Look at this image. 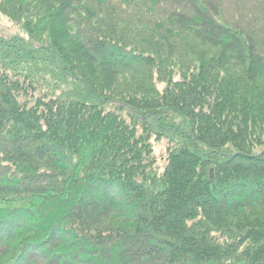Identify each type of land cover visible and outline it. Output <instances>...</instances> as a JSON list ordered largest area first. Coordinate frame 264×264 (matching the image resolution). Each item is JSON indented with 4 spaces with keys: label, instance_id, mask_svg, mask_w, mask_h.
I'll list each match as a JSON object with an SVG mask.
<instances>
[{
    "label": "trees",
    "instance_id": "obj_1",
    "mask_svg": "<svg viewBox=\"0 0 264 264\" xmlns=\"http://www.w3.org/2000/svg\"><path fill=\"white\" fill-rule=\"evenodd\" d=\"M245 3L0 0V264H264Z\"/></svg>",
    "mask_w": 264,
    "mask_h": 264
},
{
    "label": "rangeland",
    "instance_id": "obj_2",
    "mask_svg": "<svg viewBox=\"0 0 264 264\" xmlns=\"http://www.w3.org/2000/svg\"><path fill=\"white\" fill-rule=\"evenodd\" d=\"M246 5L239 6L238 11L235 6L233 9L224 12V16L232 17L236 23H241L245 27V35L253 34L256 42V50L260 55H264V10L256 9L251 6L256 0H244ZM119 9V8H117ZM235 14V16L233 15ZM236 16L240 19L236 20ZM240 28V27H238ZM18 31L17 26L0 16V37H8L16 34ZM248 38V37H247ZM160 89H163L164 85L157 84ZM165 141H161L158 144L154 143L155 156L158 160L159 166H164L165 157ZM264 148V147H263ZM261 150H257L260 152ZM213 173V172H212Z\"/></svg>",
    "mask_w": 264,
    "mask_h": 264
},
{
    "label": "water",
    "instance_id": "obj_3",
    "mask_svg": "<svg viewBox=\"0 0 264 264\" xmlns=\"http://www.w3.org/2000/svg\"><path fill=\"white\" fill-rule=\"evenodd\" d=\"M210 176L212 177V171H210Z\"/></svg>",
    "mask_w": 264,
    "mask_h": 264
}]
</instances>
